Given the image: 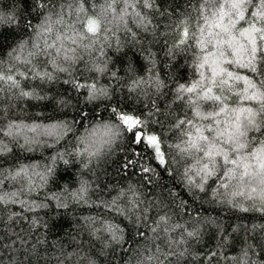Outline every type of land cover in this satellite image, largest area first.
Masks as SVG:
<instances>
[{"label": "clouds", "instance_id": "clouds-1", "mask_svg": "<svg viewBox=\"0 0 264 264\" xmlns=\"http://www.w3.org/2000/svg\"><path fill=\"white\" fill-rule=\"evenodd\" d=\"M40 2L6 0L0 4V14L3 15L0 29L6 26L16 33L7 47L0 51V81H3L0 83V119L7 135V139L0 138V155L10 157L13 148L19 155V159L9 158L4 164L0 205L11 212L10 204H22L39 213L40 223L45 227L52 228L51 221H58L61 217L70 221L71 226L64 228L59 235H55L52 229V237L48 238V242L53 244L51 250H48L47 244L8 246L7 253L0 252V264H165L169 258L165 252L170 247L168 241L161 245L159 238L149 240L151 233L147 237L138 235L139 222L135 217L143 205L132 202L128 194L131 186L139 190L137 195H146L148 200H154L161 192L157 188L155 196L151 193L152 186L157 182L167 185L163 188L165 194L170 189L183 193L168 209L172 220L185 227L194 225L188 227V231L199 229L205 233L198 244L192 245L191 257L183 256L180 264L184 260H189V264H198L200 259L209 264L204 253L195 251L198 245L204 246L205 237L209 235L202 223H195L197 219L213 217L214 213L220 214L216 219L225 215L231 218L234 212L264 216V174L260 172L249 170L243 180L239 170L234 174L230 172L233 179L227 190L221 189L215 198L214 185L209 188L205 184L201 190L195 185L188 186L184 177L185 168L195 163L198 155L196 146L201 151L210 150L213 155L226 153L230 148L240 149L243 154L245 143L242 141L246 142L247 149H251L253 143L249 141L259 138L260 125L251 126L249 115L256 121L264 115L260 110L261 97L257 95L255 100H251L246 91L259 89L257 80H253L255 70L250 67L249 55L255 45L264 46L261 21L257 19L254 24L253 18L248 15L252 0H220L218 5L211 0L206 9L208 16L200 17L201 21L206 20L215 28L206 30L199 37L202 41L199 47L206 44L212 49L204 62L209 64L212 77L216 80L214 91L224 96L227 108L216 103L212 91L196 95V111L192 115L194 127L200 131L192 137L190 147L193 151L179 159L175 144L168 139L171 135L169 129L174 127L169 121L175 119V114L162 121L164 127H158V134L163 136L162 145H171L165 151L168 170L163 166L160 170L152 166L150 156L147 160L143 159V165L149 168V175L153 177L150 183L148 176L141 180L140 171L129 175L117 167L115 161L136 150L137 145L133 143L132 134L112 119L110 106L114 107L119 102L121 107L127 105L147 113L149 104L168 105L171 98L165 99L168 93L160 96L163 90L160 85L163 81H168L169 86L172 83L169 77L174 73L169 65H179L175 74L187 67V75L191 79L198 46L193 43L186 53L178 51L176 55L166 56V53L160 52L163 46L160 41L164 37L162 34L157 36L153 29L161 31V27L148 14L150 8L141 12L142 0H88V4L84 0H48L43 9L37 7ZM180 12L181 9H177V13ZM191 15L194 18L192 26L195 27L196 13L191 12ZM156 19L162 20V17L157 16ZM89 20L95 22V32L88 31ZM217 24L218 28L215 27ZM172 40L179 42V38L170 35V40L165 43L171 47ZM141 46H151V50L158 53V59L153 56L154 63L145 61ZM181 56L183 63L180 62ZM136 57L144 63L143 76ZM162 67L165 74L157 80ZM86 68L96 71V81L101 85L112 73L120 74V88H117L116 96H101L90 102L79 91H74L71 87L74 79H79L81 74L91 75ZM129 68L134 71H128ZM203 75L201 70L200 76ZM229 78L231 88L227 86ZM205 83L201 80L198 87L203 90ZM112 84L109 79V85ZM253 85L256 87L253 88ZM220 88L225 91L220 93ZM25 92L31 95H23ZM29 102L34 106H30ZM154 119H159V116H154ZM65 122L68 125L67 134L64 129L56 133L49 127ZM9 124L16 127L10 129ZM104 124L112 125L114 131L111 135L102 131ZM202 137H207V140H202ZM67 146H74L70 148L74 161L66 152ZM256 147L259 148V144ZM62 152H65L67 164L54 159ZM31 155L42 159L25 162ZM240 166L243 167L242 164ZM162 171L165 172L163 177L159 176ZM69 172L72 179L67 176ZM61 173H65L63 180L60 179ZM4 183L8 184L7 188L3 187ZM57 185L60 187L57 188ZM205 192L208 194L205 195ZM37 196L39 200L34 199ZM47 197L54 198L51 204ZM241 208L247 211L242 212ZM44 212L48 215L44 216ZM222 233L223 227L218 236ZM179 236L177 232V240ZM231 236L229 232L228 237ZM260 237H264V233ZM245 242L252 244L247 236ZM154 244L161 248L160 253L154 251ZM231 257H225L220 251L217 264H228ZM171 258L175 264L176 257ZM258 264H264V261H258Z\"/></svg>", "mask_w": 264, "mask_h": 264}, {"label": "snow or ice", "instance_id": "snow-or-ice-1", "mask_svg": "<svg viewBox=\"0 0 264 264\" xmlns=\"http://www.w3.org/2000/svg\"><path fill=\"white\" fill-rule=\"evenodd\" d=\"M48 3V0H41L37 5L38 8L43 9L44 5ZM85 4H88V0H84ZM216 5L220 3V0H215ZM183 4V8L181 5ZM158 5V7H156ZM211 5V0H181L180 3L177 0H142L141 12L147 11L149 8L151 11L148 13L152 19L155 21L157 26L161 27V31H156L153 29L157 36L163 35L164 39L160 41L163 45L160 48V52L166 53L168 55H176L177 52L186 53L189 48L195 43L198 47L195 49L197 52V59L193 62V77L190 79L187 75L189 69L185 67L179 74H175L176 69L179 67L178 64H171L169 67L173 70V75L169 77L172 81L169 86L168 81H163L160 87L163 89L160 92V96H164V93H168L165 99L171 98L168 105L164 104H149L148 111L134 110L128 108L127 105L121 107L119 102L116 103L114 107L110 106V111L112 112V119L115 120L119 127L124 131L132 134L133 143H135L138 148L132 151L130 154L126 153L125 157H121L115 161L117 167L123 172L127 171L129 175L134 173L131 172L132 169H138L141 172V180L145 176L149 177V183L152 181L153 177L149 175V168L143 165L144 153L150 152V157L158 161L160 167H164L168 170V161H166L165 148L171 147V145L163 144V136L158 134V127L163 128L164 124L162 121H166L168 116L175 114V119L169 121L171 135L168 136L169 140H172L175 144L176 152L179 154L178 159L183 157L185 153L192 152L193 148L190 147L192 143V137L197 135L200 131L198 128L194 127V117L192 113L196 111V95H204L207 92L212 91L213 99L218 105H222L224 109L227 108V100L224 96L215 93L214 89L216 87V80L212 77L211 68L209 64L204 61L210 55L212 49L208 45L199 47L202 43L200 36L206 33V30H215L212 28L206 20L201 21V16H208L206 9ZM258 5V7H257ZM177 9H181L180 13H177ZM255 9V12H254ZM191 12L196 13V26H192L193 17ZM264 0H252V7L248 9V15L253 18V23L256 20L261 21L260 28L264 32ZM161 16L162 20H157L156 17ZM0 19H3V15L0 14ZM216 28L219 27L217 24ZM26 30V29H25ZM88 31L95 32L96 24L94 21H88ZM207 34H211L208 31ZM170 35L179 38L177 43L172 40V46L169 47L168 43L165 41L170 40ZM191 36V39L189 37ZM147 39V37H145ZM264 39V36L261 37ZM264 46L257 44L254 50L249 55L250 67L254 69L253 80H257L259 89L257 91L247 90V94L251 100H255L256 96L259 95L260 99V110L264 112ZM141 51L144 56L145 61L149 63H154L152 59L156 56L158 59V53H154L151 50V46L145 48L141 46ZM180 62L183 63V56L180 58ZM167 64V59L165 60ZM258 65V67H256ZM144 63L141 62V76L144 75L143 72ZM86 70H88L86 68ZM203 70L204 75L200 76V72ZM91 71V70H88ZM128 71H134V69L129 68ZM123 74V70L121 72ZM163 67L160 69V73L157 75V80H160L164 76ZM96 71H91L90 76H84L81 74L79 79H74L71 87L74 91H79V93L91 102L101 96L109 98L114 97L117 94V88H120L119 75L117 73H112L109 79L113 81L112 85H109V79L103 80V85L97 83L96 81ZM151 72L149 71V78H151ZM258 78V79H257ZM223 79V75H222ZM201 80H205V87L202 90L198 87ZM3 83V81H0ZM107 86V87H105ZM229 88L232 86L231 78L228 80ZM256 86L253 85V88ZM151 90V89H149ZM224 88H220L219 92L223 93ZM23 95L29 96L31 93H23ZM127 99V96H125ZM159 99V97H158ZM30 103V102H29ZM30 106H34L31 105ZM243 108V104L241 105ZM158 115L159 119H154V116ZM0 117H2V110H0ZM86 118V117H84ZM48 119H51L50 117ZM249 121L251 126L260 125L259 128V138L256 141H249L253 143V148L247 149L246 142L245 150L241 154L240 149H227L226 153L220 155H213L210 150L201 151L199 146L195 147V151L198 155L195 157V163L192 167H186L184 171V177L186 184L188 186L195 185L201 190L204 189L205 184L211 188L213 185L216 191L213 192V198H215L221 189L227 190L229 183L233 179L229 173H235L237 170L240 171L241 179L243 180L249 174V170L253 173L260 172L264 174V159H261V155H264V115H261L260 120L256 121L253 116L249 115ZM16 126L9 124L8 128L14 129ZM53 132L59 133L61 129L65 130L67 134L68 125L67 122L63 124H56L49 126ZM95 131V129L93 130ZM102 131L105 135H111L114 131L111 124H104ZM243 136V132H241ZM0 138L7 139L6 130L3 125L2 119H0ZM202 140H207V137H202ZM259 144V148L256 147ZM223 146V145H221ZM74 146H67L66 152L70 158L74 161L75 156L70 152V148ZM258 153L260 155H258ZM79 154V153H76ZM65 152L59 154L57 158L63 164H67L68 161L64 160ZM9 158L19 159L18 153L15 152L13 148V153L10 157L0 155V181L3 180L4 176V164L7 163ZM238 161L240 163H238ZM243 165L241 167L240 165ZM51 171V169H49ZM11 169H9V174ZM165 172H160L159 176L163 177ZM75 185H73L74 187ZM147 187V184L144 185ZM4 188L8 187L7 183L3 184ZM57 188L60 186L57 185ZM104 187V185H101ZM167 185H163L160 182L155 183L151 188V193L155 196L156 189L160 188L161 192L158 196H155L154 200H148L147 196L137 195L138 189L132 188L128 189V194L131 196L132 202L137 205H143L138 209V215L135 220L138 223L139 234H143L145 237L148 233H151L149 240H156L159 238V243L164 244L168 241L170 247L165 249L169 258L165 264H174L172 256H175V264H180L183 256L192 255V245L198 244L204 236V232L199 231H188V227H193L194 225L189 224L187 227L181 225L180 223L174 222L168 209L175 203L183 193H177L171 189L165 194L163 188ZM51 191V190H49ZM208 193L205 192V195ZM34 199L39 200V197ZM48 203L51 204L53 197L46 198ZM115 203V201H113ZM183 204V201H180ZM9 207L12 208L11 212H8V208L0 205V252L7 253L8 246L12 247H22L27 245L32 247L33 245L47 244L48 250L53 248V244L48 242V238L52 237V228L50 226L45 227L40 223L39 213L30 211L28 208L24 207L22 204L13 203ZM55 210V208L53 209ZM179 209H177L178 211ZM242 212L247 211V209L241 208ZM7 213V215H5ZM19 213V214H17ZM44 216L48 213L44 212ZM53 221H51V224ZM196 224H203L204 229L207 230L209 226L215 225V231L209 236V242L211 239L221 232L222 226L218 224L215 218L205 217L200 218L195 221ZM242 226H237L232 229V232L241 231ZM147 229V231H145ZM260 229L264 231V225H253L252 229H247L246 226L243 227L244 231H253ZM179 232V239H176V234ZM228 233L223 228V233L220 235V243L217 244V249H224L228 246L235 248V245L240 241L236 237H232L230 240ZM247 240L254 241L252 244L244 243L241 248L239 255H234L229 259L230 264H258V261H264V237H260L259 240L254 236L247 237ZM55 243V238L53 237ZM62 243V242H61ZM254 247L257 249L254 251ZM155 252L160 253L161 248L153 245ZM178 249V251H177ZM195 251L203 252V247L196 248ZM258 254V259H257ZM220 255V251L213 250L205 253V258L209 261V264H217V257ZM223 255L226 256L224 253ZM2 259V257H0ZM163 259V256H161ZM183 264H189V260H184ZM195 264V262H193ZM198 264H205V259H200Z\"/></svg>", "mask_w": 264, "mask_h": 264}, {"label": "trees", "instance_id": "trees-1", "mask_svg": "<svg viewBox=\"0 0 264 264\" xmlns=\"http://www.w3.org/2000/svg\"><path fill=\"white\" fill-rule=\"evenodd\" d=\"M6 0H0V4L5 3ZM16 36V33L9 30L6 26L3 27L2 29H0V51H2L5 47H7L8 42L10 40H12L14 37ZM136 61L137 64H141L139 57H136ZM134 111V110H133ZM138 150H139V146H137ZM165 151L167 150L166 148L164 149ZM151 155L150 152H146L144 153V159L147 160L148 157ZM37 159H42V157L38 156V155H31L28 156L25 159V162H29L31 160H37ZM150 164H152V166L156 167L158 170H160V166L158 165V162L155 161V159L149 161ZM138 169H132L131 172H137ZM163 172V171H162ZM67 176L69 179H72L71 173H67ZM65 178V173H61L60 175V179H64ZM205 215H207V213L205 212ZM219 213H214V216L211 218H215L219 217ZM185 217H187V213H185ZM218 224L221 225L227 233L231 232L232 236L230 237V240L232 239V237H236L240 242L237 243L235 245V248L228 246L224 249H220V251H222L226 256H233V255H239L241 248L244 246L245 243V237H249V236H254L256 237L257 240H259L260 238V234L264 233V231H261L260 229H256V231L253 234L252 231H244L243 227L246 226L247 229H252L253 225H261L264 224V216L260 215L259 213H238V212H234L231 214V218H229V216L225 215L220 219H216ZM71 226V222L68 221L66 218L61 217L58 221H53L52 223V229L53 232L55 233V235H59L62 233L64 228H68ZM237 226H242L241 227V231L239 232H232V229L237 227ZM216 229L212 226H209L207 231L209 233V235H207L205 237V243L203 246V252L201 253H207L209 251H213V250H217V238H219L220 240V236L215 235L211 241L209 242V236L215 231ZM252 243L254 241L249 240ZM197 248H200V246L198 245ZM228 264H230V262H228Z\"/></svg>", "mask_w": 264, "mask_h": 264}]
</instances>
